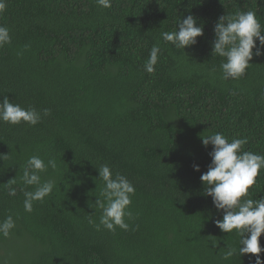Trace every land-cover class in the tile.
Instances as JSON below:
<instances>
[{"label":"trees","instance_id":"obj_1","mask_svg":"<svg viewBox=\"0 0 264 264\" xmlns=\"http://www.w3.org/2000/svg\"><path fill=\"white\" fill-rule=\"evenodd\" d=\"M5 2L0 25L12 40L0 47V101L50 115L35 126L0 122V221L16 223L0 235V264H250L203 194L212 145L202 136L245 138L243 151L264 155V55L228 80L223 58L211 55L218 18L254 11L264 26V0H112L107 9L95 0ZM189 14L203 26L198 42L185 50L165 42L161 33ZM154 44L161 55L148 73ZM33 155L56 160L41 174L56 184L29 213L23 190L35 187L20 178ZM103 164L135 186L127 231L89 222L101 216ZM12 178L15 196L4 187ZM249 194L264 197V169ZM229 248L237 254L226 257Z\"/></svg>","mask_w":264,"mask_h":264},{"label":"clouds","instance_id":"obj_2","mask_svg":"<svg viewBox=\"0 0 264 264\" xmlns=\"http://www.w3.org/2000/svg\"><path fill=\"white\" fill-rule=\"evenodd\" d=\"M102 8H111L112 0H95ZM6 10L5 0H0V14ZM264 26L257 19L254 11H237L234 14L221 15L214 25V40L212 41L211 55L222 57L220 71L221 79H240L246 74L254 56L264 55ZM204 34L203 26L197 24V19L189 14L176 21V29L164 31L161 37L165 42L171 43L178 49L195 45L197 37ZM12 37L7 26L0 25V47L10 44ZM257 41L259 43H257ZM28 47V45H25ZM161 55L159 44H154L149 57L144 64L148 73L155 72V65ZM215 71V69L213 70ZM50 115V109H43V114L35 107H22L10 102L8 97L0 101V122L11 125L26 123L30 126L37 125L43 116ZM247 143L245 138H233L229 141L223 133H212L202 136V144L207 147L212 145L209 152L211 162L207 171L203 172L200 180L204 185L203 194L210 196L214 207L223 212L222 219L215 220L216 226L224 233H232L239 237L238 254L242 257L249 256L250 264H264L261 253L264 247L260 244V237L264 233V197L254 200L250 198L249 189L256 184V178L264 169V155L250 151H243ZM49 168L56 169L57 163L53 158L47 161L38 155L29 156L20 178L25 186H34V191L23 190L24 209L33 211L34 201H43L49 196L54 187L55 180H42V173ZM99 178L104 182L100 197L96 205L101 209L99 230L102 225L109 231L115 232L119 227L127 231L130 227L125 217L132 218L128 210L135 194V186L123 174L113 170L108 164L98 168ZM195 171L200 170L198 164L193 165ZM17 181L12 178L4 183L9 196L16 195L13 187ZM16 227L11 215L0 221V235L8 237ZM237 254L236 248H229L226 257ZM252 257H255L254 262Z\"/></svg>","mask_w":264,"mask_h":264}]
</instances>
